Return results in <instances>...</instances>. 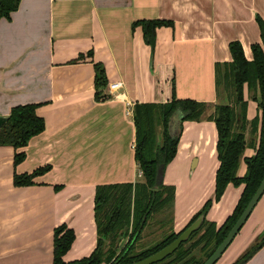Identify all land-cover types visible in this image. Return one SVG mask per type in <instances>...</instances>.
Listing matches in <instances>:
<instances>
[{
    "label": "crops",
    "instance_id": "crops-1",
    "mask_svg": "<svg viewBox=\"0 0 264 264\" xmlns=\"http://www.w3.org/2000/svg\"><path fill=\"white\" fill-rule=\"evenodd\" d=\"M264 0H21L0 19V128L18 105L35 104L45 130L16 150L0 146V264H53L54 229L75 233L64 260L88 256L96 246L97 185L141 181L134 158L135 103H164L174 95L213 106L215 64L232 60L239 41L250 60L260 43L256 16ZM142 19L170 20L159 27L151 55ZM105 69L106 100L94 98V67ZM112 83L119 86L109 90ZM248 121L258 113L246 97ZM211 109V110H210ZM210 110V111H209ZM246 138L249 134L246 132ZM217 131L208 119L184 121L163 183L175 188L172 229L179 232L214 195ZM17 151L25 159L14 164ZM248 147L243 157L253 155ZM240 159L237 175L246 165ZM50 166L33 184L15 186V173ZM243 185L228 184L206 219L221 225ZM264 233V193L215 264H232ZM244 264H264V245Z\"/></svg>",
    "mask_w": 264,
    "mask_h": 264
},
{
    "label": "trees",
    "instance_id": "trees-1",
    "mask_svg": "<svg viewBox=\"0 0 264 264\" xmlns=\"http://www.w3.org/2000/svg\"><path fill=\"white\" fill-rule=\"evenodd\" d=\"M21 0H0V19L10 18ZM260 43L250 46L252 58L246 59L239 41H231L228 49L232 60L215 64V88L221 103L213 106L205 117L210 104L193 99H178L174 95L164 103H135L134 158L141 172V181L97 185L94 193V221L96 246L85 257L65 261L64 255L75 238L74 231L65 223L54 229L53 264H131L142 260L174 241L200 215L199 228L170 255L154 264H202L221 243L241 215L264 176V19L256 16ZM141 27L143 40L150 47L151 55L159 27H173L170 20L142 19L133 22L132 28ZM94 98L103 101L108 85L103 65L93 63ZM247 97L256 102L258 115L250 121L246 118ZM37 105L24 104L12 108L10 116L0 128V146H13L16 150L27 146L41 134L45 120L37 114ZM179 113L176 133H170V120ZM208 119L215 123L217 131L216 155L218 168L215 173L214 195L192 216L179 232L172 229V209L175 188L163 183L167 165L174 159L184 121ZM246 132L249 138H246ZM254 149L253 155L243 157L246 148ZM24 151H17L14 164L25 159ZM246 165L243 176L237 171L240 159ZM50 170L45 166L33 173L14 175L15 186L32 185L34 178ZM228 184L243 185L240 197L232 212L221 225L206 219L212 204L218 201ZM156 225L160 239L141 242L146 228ZM264 245V233L232 264H244Z\"/></svg>",
    "mask_w": 264,
    "mask_h": 264
},
{
    "label": "water",
    "instance_id": "water-1",
    "mask_svg": "<svg viewBox=\"0 0 264 264\" xmlns=\"http://www.w3.org/2000/svg\"><path fill=\"white\" fill-rule=\"evenodd\" d=\"M179 121V113H175L170 120V133L174 135L176 133V128L178 126ZM264 193V176L255 190L254 194L251 196L250 200L248 201L247 205L245 206L244 210L242 211L239 218L236 220L235 224L231 227L227 235L221 241V243L215 248V250L211 253V255L202 263V264H215L221 255L224 253L226 248L232 242L236 234L244 225L245 221L249 217L250 213L252 212L254 206ZM203 221V215H200L193 223H191L180 235L171 243H169L164 248L160 249L159 251L155 252L154 254L139 260L137 262H133L131 264H154L157 262L162 261L165 257L172 254L180 245V243L184 242L190 234L197 230Z\"/></svg>",
    "mask_w": 264,
    "mask_h": 264
},
{
    "label": "rangeland",
    "instance_id": "rangeland-1",
    "mask_svg": "<svg viewBox=\"0 0 264 264\" xmlns=\"http://www.w3.org/2000/svg\"><path fill=\"white\" fill-rule=\"evenodd\" d=\"M245 97H247V92H245ZM145 230L146 231H144V233H143L141 242H145L146 241L148 243H152V242L160 239V231H159V229H158V227L156 225H152L151 227L146 228ZM101 264H109V263L104 261ZM172 264H178V262H175V263H172Z\"/></svg>",
    "mask_w": 264,
    "mask_h": 264
},
{
    "label": "built area",
    "instance_id": "built-area-1",
    "mask_svg": "<svg viewBox=\"0 0 264 264\" xmlns=\"http://www.w3.org/2000/svg\"><path fill=\"white\" fill-rule=\"evenodd\" d=\"M118 86H119L118 83H112V84H110V86H109V90L111 91V90H113L114 88H117Z\"/></svg>",
    "mask_w": 264,
    "mask_h": 264
}]
</instances>
